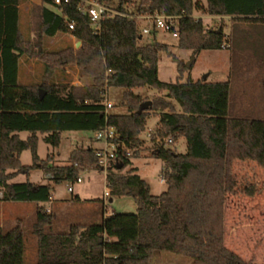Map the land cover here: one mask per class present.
Listing matches in <instances>:
<instances>
[{
	"label": "trees",
	"instance_id": "trees-1",
	"mask_svg": "<svg viewBox=\"0 0 264 264\" xmlns=\"http://www.w3.org/2000/svg\"><path fill=\"white\" fill-rule=\"evenodd\" d=\"M41 1L52 9L35 7L36 37L31 42L19 28L20 0H0V201L38 205L32 229L37 240L35 264H151L157 251L189 258L191 264H252L225 245V201L233 189L228 182L233 159H248L264 167V119L229 115L228 82L187 80L161 85V90L169 89L185 114L184 121L193 127L183 128L179 116L166 112L160 131L167 129L172 133L181 127L176 137L184 135L192 147L183 155L158 149L155 157L164 163L166 190L151 195L149 185L131 167L136 154L125 150L137 142L145 114L138 113V105L136 109L130 105L127 114L106 113L103 91L121 88L130 92L153 87L152 83H158V55L163 51L177 64L178 80L186 67L164 45H141L139 23L135 20L105 19L99 33H94L87 16L77 10L80 0L61 6H54L53 0ZM95 1L130 14L184 12L177 25V45L193 55L204 50H223L232 42L231 37L204 29L201 20L192 18L196 10L202 9L203 1L206 14L228 17L234 25L247 24L253 29L257 45L252 47L255 53L259 52L264 69V0H139L136 5H129V0H117L116 4L114 0ZM71 21V36L80 46L74 50L62 37L56 48L45 51L42 39L67 34ZM231 30L233 34L235 26ZM240 33L242 38L250 35ZM31 57L42 63L38 104L30 114L13 113L4 119V89L18 86L21 61ZM67 65L91 78L93 84L69 86V78L62 70ZM105 125L116 134V157L105 176L106 189L109 197L132 198L137 211L113 214L99 223L72 225L67 232L54 233L49 230L53 215L43 206L50 202V185L12 180L20 174L27 176L31 169H41L54 184H75L80 174L98 170L95 150L75 148L67 165L56 166L52 164L53 155L44 160L38 157V134L43 135L46 145L56 149L63 132H95ZM21 133L27 136L22 139ZM24 151L31 154L30 167L20 163ZM126 168V174H122ZM24 248L19 226L6 232L0 227V264H24Z\"/></svg>",
	"mask_w": 264,
	"mask_h": 264
},
{
	"label": "rangeland",
	"instance_id": "rangeland-1",
	"mask_svg": "<svg viewBox=\"0 0 264 264\" xmlns=\"http://www.w3.org/2000/svg\"><path fill=\"white\" fill-rule=\"evenodd\" d=\"M138 1L129 0V5L132 3L136 5ZM114 3L116 4L117 0H114ZM29 4L26 0L21 2L22 27L25 28L28 25V31L32 33L28 39L35 42L37 11ZM201 6L205 8L203 1ZM203 7L196 10L193 16L201 20L204 29L220 30L226 38L231 37L232 42H229L226 48L217 51L204 50L193 55L189 50L178 48L177 39L170 34L161 30L153 31L151 35H144L140 44L164 45L168 52L184 66L194 57L190 68H186L183 77L178 80L177 64L163 51L158 55V83H152L153 87H143L130 92L121 88H108L105 94V101L112 106L107 111L109 114H127L131 108L136 109L137 105L138 113L145 114L137 142L125 149L131 154H136V157L132 159L131 167L135 168L136 174L149 185L151 195L157 196L166 190L162 176L164 163L155 157L158 149L183 155L187 154L192 147L184 135L176 137L180 134L181 127L172 133L167 129L160 131L164 122L162 115L166 112L179 116L181 120L179 124L183 125V128L188 130L193 127L184 121L185 114L169 89L161 90V85L172 86L187 80L208 83L228 82L230 86L229 115L233 118L264 119V69L259 59V52L255 53L252 47L257 41L253 29L247 24L234 25L232 19L228 17L210 16L205 13ZM232 26L236 28L233 34ZM145 27L152 28L150 24L142 23L141 28ZM240 32H249L250 35L242 38ZM68 36V34H62L50 39L44 38L42 47L45 51L54 49L63 37L69 39L70 48L77 49L80 42ZM62 70L69 78V86H83L82 79L85 77L81 76L75 67L67 65L63 66ZM20 71L18 86L4 89V119L13 113L30 114L38 104L37 89L43 83L41 61L36 57H31L28 61L22 60ZM204 78L206 79L203 80ZM131 102L133 104H130ZM146 102H150V106L142 107ZM154 106L158 110L155 111ZM159 132H163V135H159ZM94 134V131L63 132L60 145L56 149L46 145L42 141L43 135L38 134L37 155L40 160H44L47 155H53V165L65 166L73 149L98 146L93 142ZM26 136V133L20 134L22 139ZM169 139L170 143L167 142ZM19 159L22 166L30 167L33 164L29 151L22 152ZM127 169L129 168L124 169L122 174H126ZM228 173L230 176L228 182L233 189L227 193L225 201V245L246 262L264 264V167L248 159L243 161L233 159ZM50 177L41 169H31L27 176L20 174L12 182L29 181L39 185H50L51 199L43 206L53 215L49 230L54 233H64L72 225L87 226L98 223L103 214L107 216L135 214L137 211V206L130 197L104 196L105 174L99 170L80 174L81 183L79 184L66 182L54 184L48 180ZM68 187L72 188L71 193L67 191ZM37 208L38 205L34 203L0 201L2 230L6 232L19 226L23 232L24 264H35L37 261V240L32 230ZM44 230L48 231V227ZM151 264H191V260L172 253L157 251L153 255Z\"/></svg>",
	"mask_w": 264,
	"mask_h": 264
},
{
	"label": "built area",
	"instance_id": "built-area-1",
	"mask_svg": "<svg viewBox=\"0 0 264 264\" xmlns=\"http://www.w3.org/2000/svg\"><path fill=\"white\" fill-rule=\"evenodd\" d=\"M70 3V0H53L54 6L67 5ZM77 10L82 14L86 15L89 21V26L93 30L94 33H99L101 23L105 19H112L114 17H121L130 20H135L139 23V35L142 38L144 35H151L152 32L161 30L165 33L170 34L173 38H177V25L178 21L184 17V12H181L179 15H167L164 12L159 13H139V14H130V13H122L117 11L115 8L96 2L95 0H80ZM192 18L195 21L199 19H195L192 15ZM142 23H148L151 25L150 27L141 28ZM68 35H71V32L74 30V22H68ZM106 91H103L104 97V107L105 112L112 108L111 104L105 101ZM94 141L101 144V147L95 150V155L97 158V166L98 170L104 172L105 176L111 163L114 161L115 154V144L113 140L116 137L115 131L113 128L108 126H102L98 130L94 132ZM168 143L171 140H167ZM125 147V146H124ZM126 150V149H125ZM126 153H130L126 150ZM76 183H81V179L78 178ZM68 192H72V188L68 187ZM105 197H109V191L106 190Z\"/></svg>",
	"mask_w": 264,
	"mask_h": 264
},
{
	"label": "crops",
	"instance_id": "crops-1",
	"mask_svg": "<svg viewBox=\"0 0 264 264\" xmlns=\"http://www.w3.org/2000/svg\"><path fill=\"white\" fill-rule=\"evenodd\" d=\"M22 1H24V0H20V2H19V10H20V21H19V28H20V30H21V32L23 33V35H25V36H30V34H32L31 33V31H28V25H26L25 26V28H23L22 27V19H23V17H22V15H21V2ZM27 2L29 1V5L31 6V7H41L43 4H42V1L41 0H26ZM43 6H45V5H43ZM45 7H47L48 8V6H45ZM69 38L71 37V38H73L71 35H69L68 36ZM74 39V38H73ZM61 40V39H60ZM66 40V42H67V44H68V42H69V39L67 38V39H65ZM20 75H21V73L19 74V77H18V84L20 83ZM82 81H83V86H90V85H92L93 84V81H92V79L91 78H89V77H85V78H83L82 79ZM208 83V82H207ZM94 140V139H93ZM94 143H95V145H98V146H95V147H91V148H93L94 150H96V149H98V148H100L101 147V144L100 143H97V142H95V141H93ZM34 184V183H33ZM106 190H108V189H106ZM105 217H107V215L106 214H103L102 216H101V220L103 219V218H105ZM100 220V221H101ZM100 221H98V223L100 222ZM93 224V223H92ZM67 232V231H66ZM61 233H63V232H61Z\"/></svg>",
	"mask_w": 264,
	"mask_h": 264
},
{
	"label": "water",
	"instance_id": "water-1",
	"mask_svg": "<svg viewBox=\"0 0 264 264\" xmlns=\"http://www.w3.org/2000/svg\"><path fill=\"white\" fill-rule=\"evenodd\" d=\"M217 33L219 34V33H220V30H217ZM193 58H194V57H192L191 60H190V62H188V63L185 65V67H186L187 69H189L190 66L192 65ZM205 79H206V78H204L203 80H205ZM41 98H42V92L40 91V92H39V99H41ZM149 106H150V102H146V103H144V104L142 105V107H144V108H147V107H149Z\"/></svg>",
	"mask_w": 264,
	"mask_h": 264
}]
</instances>
